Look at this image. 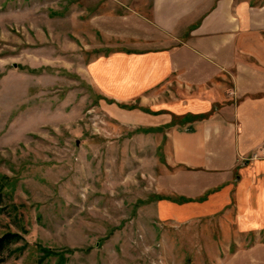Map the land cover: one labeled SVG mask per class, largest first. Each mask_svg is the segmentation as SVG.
Returning a JSON list of instances; mask_svg holds the SVG:
<instances>
[{
	"label": "rangeland",
	"instance_id": "374dc122",
	"mask_svg": "<svg viewBox=\"0 0 264 264\" xmlns=\"http://www.w3.org/2000/svg\"><path fill=\"white\" fill-rule=\"evenodd\" d=\"M143 1L0 0V236L19 237L0 264L252 263L227 258L252 236L236 230L233 202L170 209L186 197L160 187L165 127L130 123L128 110L146 108L98 83L113 18L146 14Z\"/></svg>",
	"mask_w": 264,
	"mask_h": 264
},
{
	"label": "crops",
	"instance_id": "0c3cea01",
	"mask_svg": "<svg viewBox=\"0 0 264 264\" xmlns=\"http://www.w3.org/2000/svg\"><path fill=\"white\" fill-rule=\"evenodd\" d=\"M143 4L146 14L113 18L119 36L96 59L102 92L146 108L128 110L130 123L165 127L172 169L160 187L186 197L170 209L200 216L233 202L236 230L252 236L227 258L264 264V158L248 159L264 143V0ZM172 84L184 93L179 102Z\"/></svg>",
	"mask_w": 264,
	"mask_h": 264
},
{
	"label": "trees",
	"instance_id": "16d2710c",
	"mask_svg": "<svg viewBox=\"0 0 264 264\" xmlns=\"http://www.w3.org/2000/svg\"><path fill=\"white\" fill-rule=\"evenodd\" d=\"M0 202H1V196H0ZM18 235L14 233H4L0 236V249L3 247L8 246L10 243H13L17 241ZM44 252H47L48 250H43Z\"/></svg>",
	"mask_w": 264,
	"mask_h": 264
},
{
	"label": "built area",
	"instance_id": "2783aa9c",
	"mask_svg": "<svg viewBox=\"0 0 264 264\" xmlns=\"http://www.w3.org/2000/svg\"><path fill=\"white\" fill-rule=\"evenodd\" d=\"M257 157H262L264 158V143L261 145L259 148L258 152H252L249 156L248 159H254Z\"/></svg>",
	"mask_w": 264,
	"mask_h": 264
},
{
	"label": "water",
	"instance_id": "95a60500",
	"mask_svg": "<svg viewBox=\"0 0 264 264\" xmlns=\"http://www.w3.org/2000/svg\"><path fill=\"white\" fill-rule=\"evenodd\" d=\"M15 64H13V66H14Z\"/></svg>",
	"mask_w": 264,
	"mask_h": 264
}]
</instances>
